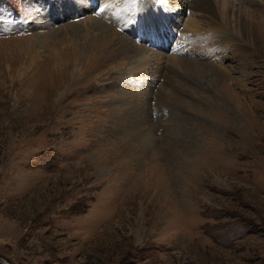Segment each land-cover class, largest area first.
<instances>
[{"label": "rangeland", "instance_id": "rangeland-1", "mask_svg": "<svg viewBox=\"0 0 264 264\" xmlns=\"http://www.w3.org/2000/svg\"><path fill=\"white\" fill-rule=\"evenodd\" d=\"M212 2L0 0L2 258L264 264V42L245 57ZM167 21L168 50L136 40Z\"/></svg>", "mask_w": 264, "mask_h": 264}, {"label": "bare ground", "instance_id": "bare-ground-1", "mask_svg": "<svg viewBox=\"0 0 264 264\" xmlns=\"http://www.w3.org/2000/svg\"><path fill=\"white\" fill-rule=\"evenodd\" d=\"M178 1L181 2V3L182 2L186 3V7H189L191 9L192 13L193 12L195 13V15L193 14V16H196L197 18H199V20L202 19V21L205 24L214 23L213 19L216 18V16H218V12L216 11V8H215L212 0H178ZM245 1L249 5H252L254 8L256 6H258L257 3L252 1V0H245ZM218 2L223 7L219 11L220 12V16H221V18L223 20V22H221L219 24V29L225 30L226 27L232 26V28H234L233 30L235 32L239 33V36L242 38V40L244 42L242 49H244L245 51L247 50V53L244 56L247 57V58L252 57V59L257 57L258 55L256 54L254 49L256 47H259L260 40H261V42H264V18H263L264 10L257 9L258 12L260 11L261 19L259 18V20L258 19L253 20L252 23L251 22L250 23H248V22H245V23L243 22L242 23L241 20H238V17H239L238 14L236 15V12L232 11L233 9H231L229 7V5L227 4L226 0H218ZM192 23H194V22H192ZM196 26L197 25L195 23V24H192L191 27L190 26L189 27L193 29V28H196ZM129 30H131V28ZM226 38L227 37H225L223 40H226ZM210 39H211V43L208 46L209 48L214 49L215 47H217L220 44V41H221L220 39H215L214 37H211ZM185 60H187V59H185ZM185 60H183V63L185 62ZM242 60H244L243 61L244 62V70L246 68H249L250 66H253V64H254V63H251V62L248 63L247 61H245L247 59H245L244 57H243ZM209 65H211V64H209ZM203 70H204V68H202V69H198L197 68V69H194L193 72H194V74L199 75L200 76V77L198 76L199 78H203L205 76V72ZM206 73H208V71ZM244 73L246 74V76L250 74V73H248L246 71ZM243 77H244V75H243Z\"/></svg>", "mask_w": 264, "mask_h": 264}, {"label": "water", "instance_id": "water-1", "mask_svg": "<svg viewBox=\"0 0 264 264\" xmlns=\"http://www.w3.org/2000/svg\"><path fill=\"white\" fill-rule=\"evenodd\" d=\"M0 263L2 264H10L8 261H6L4 258L0 256Z\"/></svg>", "mask_w": 264, "mask_h": 264}, {"label": "snow or ice", "instance_id": "snow-or-ice-1", "mask_svg": "<svg viewBox=\"0 0 264 264\" xmlns=\"http://www.w3.org/2000/svg\"><path fill=\"white\" fill-rule=\"evenodd\" d=\"M101 11H103V9H101Z\"/></svg>", "mask_w": 264, "mask_h": 264}]
</instances>
